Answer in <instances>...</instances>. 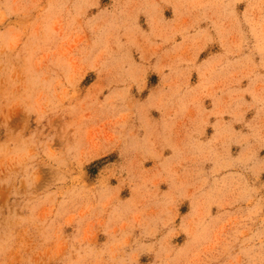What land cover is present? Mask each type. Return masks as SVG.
<instances>
[{
    "label": "rangeland",
    "instance_id": "1",
    "mask_svg": "<svg viewBox=\"0 0 264 264\" xmlns=\"http://www.w3.org/2000/svg\"><path fill=\"white\" fill-rule=\"evenodd\" d=\"M0 264H264V0H0Z\"/></svg>",
    "mask_w": 264,
    "mask_h": 264
}]
</instances>
